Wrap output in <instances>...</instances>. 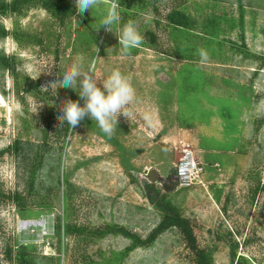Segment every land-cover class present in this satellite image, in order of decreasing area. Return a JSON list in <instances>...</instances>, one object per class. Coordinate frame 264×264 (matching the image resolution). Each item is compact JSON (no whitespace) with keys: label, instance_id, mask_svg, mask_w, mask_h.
I'll return each instance as SVG.
<instances>
[{"label":"rangeland","instance_id":"obj_1","mask_svg":"<svg viewBox=\"0 0 264 264\" xmlns=\"http://www.w3.org/2000/svg\"><path fill=\"white\" fill-rule=\"evenodd\" d=\"M111 2L63 28L42 7L0 14L15 35L0 38L13 61L0 62V264H20L22 248L34 264H197L196 249L215 264H264V0H119L121 23L143 36L126 56L119 26L95 30ZM94 55L95 76L119 70L134 89L111 136L87 117L73 128L58 120L61 101L82 104L72 89L39 90ZM184 144L202 182H152L151 200L145 172L175 175ZM158 201L189 220L195 247L177 227L133 245L125 233L145 239L162 219Z\"/></svg>","mask_w":264,"mask_h":264},{"label":"clouds","instance_id":"obj_2","mask_svg":"<svg viewBox=\"0 0 264 264\" xmlns=\"http://www.w3.org/2000/svg\"><path fill=\"white\" fill-rule=\"evenodd\" d=\"M100 7V0H73V8L77 16L85 10L92 11ZM119 8V0H112L111 4L105 7L95 30L104 26L106 30L112 31L113 26H119V33L116 36L120 52L126 56L132 49L142 45L143 36L134 22L121 23ZM199 55L202 62L207 59L204 51H200ZM97 57L94 55L89 60L86 71L83 70L85 65L81 58H75L56 75L55 79L42 85L39 90L47 92L51 88L55 95L58 85L72 89L77 93L82 104L74 100L61 101L58 105L60 112L58 120L66 122L70 128H73L87 117L95 121L102 133L111 136L117 124V116L123 115L127 118L129 116V113L123 109L132 103L134 89L129 79L119 70L111 71L103 79L95 76ZM98 79L99 86L97 85Z\"/></svg>","mask_w":264,"mask_h":264},{"label":"trees","instance_id":"obj_3","mask_svg":"<svg viewBox=\"0 0 264 264\" xmlns=\"http://www.w3.org/2000/svg\"><path fill=\"white\" fill-rule=\"evenodd\" d=\"M35 7H42L46 9L49 14L54 17L56 25H59L61 28L67 26L69 16L75 13L73 4L70 2V0H0V14L2 15H11L17 13L19 14L22 11L26 12L30 8ZM182 20L179 21V25H183ZM8 34L13 33L6 29L3 25H0V38H4ZM0 62L3 66H7L8 68L13 69V61L10 59V57L5 56L4 54H0ZM24 90H29L28 84L24 86ZM19 143V140H15L12 143L11 148L17 150L19 148ZM11 148L8 147L6 150H10ZM3 153L4 150L0 151V156ZM150 191H156L158 196L160 194L159 191H157L155 188L150 187V189L146 191V194L148 196H150ZM156 205L163 211V216L157 226L150 231L145 239L140 238L137 234L125 233L126 235L132 237L133 245L151 243L163 231L167 230L170 227H177L184 236L186 243L189 246L195 247L196 237L189 223V220L183 217L175 207L166 202L164 203V201H158ZM72 230H74V228L69 224L64 228V231L68 233H70ZM57 231L60 232L59 223L57 224ZM235 249L236 243L231 245L230 254L232 258L235 255ZM24 251V248L20 249V255H17L21 257V263L34 264V255L26 256ZM195 257L197 264H215L212 257V251L210 249H196ZM17 263L19 264V261Z\"/></svg>","mask_w":264,"mask_h":264},{"label":"built area","instance_id":"obj_4","mask_svg":"<svg viewBox=\"0 0 264 264\" xmlns=\"http://www.w3.org/2000/svg\"><path fill=\"white\" fill-rule=\"evenodd\" d=\"M202 166L193 147L184 144L175 166L176 183L180 187H188L201 180Z\"/></svg>","mask_w":264,"mask_h":264},{"label":"water","instance_id":"obj_5","mask_svg":"<svg viewBox=\"0 0 264 264\" xmlns=\"http://www.w3.org/2000/svg\"><path fill=\"white\" fill-rule=\"evenodd\" d=\"M145 173L149 177V180L146 182V185L144 186L146 191L149 189V185L152 182H158L159 184H161L163 187L167 189H170L171 187H175V183H176L175 175H173L172 179H170L169 177L160 175L156 169L147 170ZM168 185L169 187H167ZM150 197H151V200H153V197H157V193L154 191L151 192Z\"/></svg>","mask_w":264,"mask_h":264},{"label":"bare ground","instance_id":"obj_6","mask_svg":"<svg viewBox=\"0 0 264 264\" xmlns=\"http://www.w3.org/2000/svg\"><path fill=\"white\" fill-rule=\"evenodd\" d=\"M32 223H33V225H39L40 224V222H36V221H33V222H24L23 224H22V227H27V226H29V225H32Z\"/></svg>","mask_w":264,"mask_h":264},{"label":"flooded vegetation","instance_id":"obj_7","mask_svg":"<svg viewBox=\"0 0 264 264\" xmlns=\"http://www.w3.org/2000/svg\"><path fill=\"white\" fill-rule=\"evenodd\" d=\"M173 176H170L169 178L172 179Z\"/></svg>","mask_w":264,"mask_h":264}]
</instances>
